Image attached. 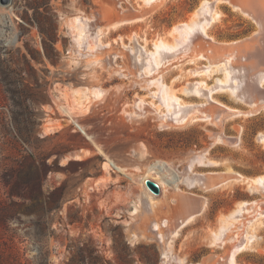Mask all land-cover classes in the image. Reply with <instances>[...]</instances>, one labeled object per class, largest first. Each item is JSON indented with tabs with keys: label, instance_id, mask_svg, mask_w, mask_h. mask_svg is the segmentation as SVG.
Instances as JSON below:
<instances>
[{
	"label": "rangeland",
	"instance_id": "rangeland-1",
	"mask_svg": "<svg viewBox=\"0 0 264 264\" xmlns=\"http://www.w3.org/2000/svg\"><path fill=\"white\" fill-rule=\"evenodd\" d=\"M199 1L164 0L122 12L118 0H0V216L8 218L0 222V264H163L166 243L149 231L150 216L172 220L197 211L203 200L205 210L169 237L165 264L176 257L196 264L222 260L221 249L211 251L206 240L208 228L221 211L258 194L242 180L206 191L182 183L188 165L180 159L201 145L202 129L160 127L136 108L142 78L123 46L131 44L133 31L140 43L161 34ZM216 5L221 45L254 30L255 23L227 2ZM78 11L104 30L100 40L108 47L75 50L68 18ZM133 18L141 19L112 27ZM74 87H99L104 94L78 107ZM244 124L241 134L228 125L230 143L216 144L214 158L253 177L264 171V148L256 139L264 110L250 113ZM213 175H219L215 182L225 179ZM156 176L167 189L160 187L157 206L148 207L145 180L157 182ZM260 220L237 264H264V216Z\"/></svg>",
	"mask_w": 264,
	"mask_h": 264
},
{
	"label": "bare ground",
	"instance_id": "bare-ground-1",
	"mask_svg": "<svg viewBox=\"0 0 264 264\" xmlns=\"http://www.w3.org/2000/svg\"><path fill=\"white\" fill-rule=\"evenodd\" d=\"M163 1L118 0V7L122 12L130 9L140 12L155 8ZM218 1L200 0L197 6L161 34L142 38L143 43L133 31L128 34L131 44L123 43V46L131 54L137 74L142 78L141 81L135 80L140 86L138 89L144 90L141 94L136 92V108L139 106L140 111L151 114L160 127L196 125L202 129L199 133L201 145L189 148L180 159L188 165L182 183L189 188L199 187L206 191L242 180L246 182V189L258 194V199H241L226 212L221 211L215 220L216 226L208 228L206 240L212 247L211 251L216 252L219 248L223 253L222 260H217L216 264H237V255L255 240L257 227L263 221L260 218L264 216V201L261 200L264 198V171L246 177L234 171L230 163L214 158L213 149L218 143H230L232 134L227 132L228 125L241 134L250 113L264 110V0H221L255 23L250 35L225 42L226 46L221 45L215 32V23L221 21V12L216 5ZM138 19L141 18L125 19L112 27ZM92 21L79 11L68 18L75 50L79 54H84L82 51L90 54V51L110 45L109 42H101L104 30L101 27L94 29ZM72 93L78 107H83L91 95L100 96L103 90L99 87H74ZM136 112L131 110L128 114ZM256 139L264 148V129L258 130ZM103 166H108V163L105 161ZM217 166L224 169H213ZM217 173L225 179L215 182L219 175L213 174ZM156 180L163 193L167 189L165 180L161 176H156ZM146 190L148 207L157 206L156 193ZM205 208L206 201L203 200L197 211L172 220L168 216H150L149 231L154 232L157 240L166 243L161 250L163 264L171 257L169 237L178 235ZM136 211L135 208L133 212ZM251 212L253 214L248 216ZM175 260V264H196L184 257H176Z\"/></svg>",
	"mask_w": 264,
	"mask_h": 264
},
{
	"label": "water",
	"instance_id": "water-1",
	"mask_svg": "<svg viewBox=\"0 0 264 264\" xmlns=\"http://www.w3.org/2000/svg\"><path fill=\"white\" fill-rule=\"evenodd\" d=\"M8 0H3V3H7ZM146 185L148 186V188L154 192V193H159L160 192V186L158 185L157 182L150 180V179H146L145 180Z\"/></svg>",
	"mask_w": 264,
	"mask_h": 264
},
{
	"label": "trees",
	"instance_id": "trees-1",
	"mask_svg": "<svg viewBox=\"0 0 264 264\" xmlns=\"http://www.w3.org/2000/svg\"><path fill=\"white\" fill-rule=\"evenodd\" d=\"M30 183L34 182L32 179L29 180ZM11 203V202H10ZM8 218L7 217H3L0 216V222L6 221ZM11 239V238H10ZM11 241L13 242V240L11 239Z\"/></svg>",
	"mask_w": 264,
	"mask_h": 264
},
{
	"label": "built area",
	"instance_id": "built-area-1",
	"mask_svg": "<svg viewBox=\"0 0 264 264\" xmlns=\"http://www.w3.org/2000/svg\"><path fill=\"white\" fill-rule=\"evenodd\" d=\"M69 55H70V54H69ZM71 56L76 57L74 54H72Z\"/></svg>",
	"mask_w": 264,
	"mask_h": 264
}]
</instances>
